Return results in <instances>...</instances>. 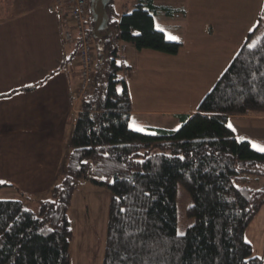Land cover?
<instances>
[{
  "label": "trees",
  "instance_id": "obj_1",
  "mask_svg": "<svg viewBox=\"0 0 264 264\" xmlns=\"http://www.w3.org/2000/svg\"><path fill=\"white\" fill-rule=\"evenodd\" d=\"M112 2L106 36L92 37L89 10L94 76L75 117L65 174L37 212L20 199H0V264H70L68 210L82 179L112 193L102 264H263L244 233L264 206V183L253 186L264 177V153L238 138L228 118L264 115V10L196 110L178 114V128L136 131L122 74L130 67L117 61L116 41L176 54L182 41L167 38L155 17L185 15V8L127 0L113 16ZM178 183L191 196L194 218L182 236Z\"/></svg>",
  "mask_w": 264,
  "mask_h": 264
},
{
  "label": "crops",
  "instance_id": "obj_2",
  "mask_svg": "<svg viewBox=\"0 0 264 264\" xmlns=\"http://www.w3.org/2000/svg\"><path fill=\"white\" fill-rule=\"evenodd\" d=\"M53 1L0 0V199H20L28 208L49 198L51 187L65 174L69 140L81 106L76 44L63 41L64 24L71 26L72 20L67 10L52 7ZM169 1L175 4L162 5L184 7L182 16H188V7L181 0ZM125 2L117 0L113 5V0L110 12L120 14ZM177 14L181 17V12ZM134 50L138 54L142 49ZM125 65L130 67V81L136 79L135 64L127 56ZM125 82L131 100V127L146 115L191 113L164 109L166 104L157 105L156 97L147 90L139 104L138 89ZM231 116L264 120V116L247 113ZM143 127L146 131L171 128L151 122ZM260 216L264 220V213ZM260 225L257 248L247 240L253 252L263 256L264 264V224ZM248 229L249 225L244 234Z\"/></svg>",
  "mask_w": 264,
  "mask_h": 264
},
{
  "label": "rangeland",
  "instance_id": "obj_3",
  "mask_svg": "<svg viewBox=\"0 0 264 264\" xmlns=\"http://www.w3.org/2000/svg\"><path fill=\"white\" fill-rule=\"evenodd\" d=\"M155 2L158 5L175 4L169 0ZM182 3L188 7L187 17H179L178 14H159L155 17L156 26L166 28L167 38L172 36L182 41L176 54L150 48L142 49L137 54L133 47L127 45L126 56L131 64H135L132 71L136 79L130 81L127 76L125 80L132 89H138L139 104L141 94H145L147 90L152 97H156L154 100L157 105L166 104L164 109L195 111L202 97L232 60L264 10V0H181ZM128 4L131 5V1ZM113 5H117V0H114ZM120 9L118 6L117 12ZM259 34L258 31L255 32L250 42L253 43ZM93 53L96 56L95 47ZM152 103L154 102L151 101ZM247 114L264 116L249 112ZM138 119L139 122L133 121L131 125L135 124L144 131L147 127H143V124L150 122L171 128H178L180 125L178 115L172 113L146 115ZM228 124L232 125L238 138H248L251 145L255 143L264 147V120L251 119L248 116H230ZM104 179L106 182L111 181L109 176ZM261 183H264V177L253 186L257 187ZM111 195L106 184H96L90 179H82L76 185L68 210L72 226L70 264H102ZM175 202L176 230L177 233H184L193 224L194 218L187 213L192 204L191 196L181 183L177 184ZM29 207L37 212L39 203L34 202ZM261 213H264V206L250 222L245 234V238L253 242L255 249L258 246L260 224H264V220L260 218Z\"/></svg>",
  "mask_w": 264,
  "mask_h": 264
},
{
  "label": "built area",
  "instance_id": "obj_4",
  "mask_svg": "<svg viewBox=\"0 0 264 264\" xmlns=\"http://www.w3.org/2000/svg\"><path fill=\"white\" fill-rule=\"evenodd\" d=\"M52 7L67 10L72 20L71 26L67 22L64 24L63 41L76 44L80 75L77 93L78 97L82 98L87 94L94 76V46L89 36L92 28L89 22L90 2L89 0H54ZM116 47L117 61L125 65L127 45L119 40L116 41ZM122 74L128 76L129 71L124 69Z\"/></svg>",
  "mask_w": 264,
  "mask_h": 264
},
{
  "label": "water",
  "instance_id": "obj_5",
  "mask_svg": "<svg viewBox=\"0 0 264 264\" xmlns=\"http://www.w3.org/2000/svg\"><path fill=\"white\" fill-rule=\"evenodd\" d=\"M110 1L111 0H89L93 20V38L106 36L110 33L108 30L109 12L107 9Z\"/></svg>",
  "mask_w": 264,
  "mask_h": 264
},
{
  "label": "snow or ice",
  "instance_id": "obj_6",
  "mask_svg": "<svg viewBox=\"0 0 264 264\" xmlns=\"http://www.w3.org/2000/svg\"><path fill=\"white\" fill-rule=\"evenodd\" d=\"M161 31H163V29H161ZM169 39H176V37L169 36ZM132 127H133L134 130H136V131H143L142 128L136 126L135 124H133ZM229 127L231 128L232 125L229 124ZM233 131H234V129H233ZM252 147L255 148L257 151H260V152L264 153V147H261V146L258 145V144L252 143ZM181 159H183V157H181ZM122 211H123V209H122ZM177 234H178V235H181V236L184 235V233H182V232H178Z\"/></svg>",
  "mask_w": 264,
  "mask_h": 264
}]
</instances>
